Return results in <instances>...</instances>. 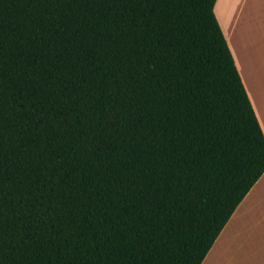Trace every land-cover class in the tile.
Here are the masks:
<instances>
[{
  "label": "trees",
  "instance_id": "obj_1",
  "mask_svg": "<svg viewBox=\"0 0 264 264\" xmlns=\"http://www.w3.org/2000/svg\"><path fill=\"white\" fill-rule=\"evenodd\" d=\"M215 0H0V264H200L264 170Z\"/></svg>",
  "mask_w": 264,
  "mask_h": 264
},
{
  "label": "crops",
  "instance_id": "obj_2",
  "mask_svg": "<svg viewBox=\"0 0 264 264\" xmlns=\"http://www.w3.org/2000/svg\"><path fill=\"white\" fill-rule=\"evenodd\" d=\"M213 11L264 135V0H239L233 14L215 0ZM200 264H264V170Z\"/></svg>",
  "mask_w": 264,
  "mask_h": 264
},
{
  "label": "rangeland",
  "instance_id": "obj_3",
  "mask_svg": "<svg viewBox=\"0 0 264 264\" xmlns=\"http://www.w3.org/2000/svg\"><path fill=\"white\" fill-rule=\"evenodd\" d=\"M226 2L229 13H235L234 10L238 7L239 0H226Z\"/></svg>",
  "mask_w": 264,
  "mask_h": 264
}]
</instances>
